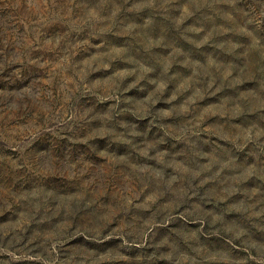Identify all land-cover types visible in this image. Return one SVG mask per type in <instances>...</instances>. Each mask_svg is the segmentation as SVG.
Instances as JSON below:
<instances>
[{
  "label": "rangeland",
  "instance_id": "obj_1",
  "mask_svg": "<svg viewBox=\"0 0 264 264\" xmlns=\"http://www.w3.org/2000/svg\"><path fill=\"white\" fill-rule=\"evenodd\" d=\"M0 264H264V0H0Z\"/></svg>",
  "mask_w": 264,
  "mask_h": 264
}]
</instances>
